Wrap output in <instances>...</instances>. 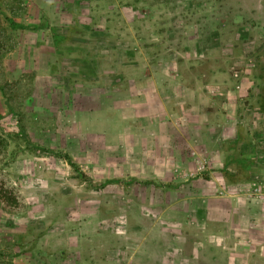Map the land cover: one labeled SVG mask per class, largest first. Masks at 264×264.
<instances>
[{
	"label": "rangeland",
	"instance_id": "1",
	"mask_svg": "<svg viewBox=\"0 0 264 264\" xmlns=\"http://www.w3.org/2000/svg\"><path fill=\"white\" fill-rule=\"evenodd\" d=\"M262 71L264 0H0V264H264Z\"/></svg>",
	"mask_w": 264,
	"mask_h": 264
},
{
	"label": "trees",
	"instance_id": "2",
	"mask_svg": "<svg viewBox=\"0 0 264 264\" xmlns=\"http://www.w3.org/2000/svg\"><path fill=\"white\" fill-rule=\"evenodd\" d=\"M132 4H134L135 6H138L137 2L133 1ZM9 23H10L11 27H14V28L35 29L38 26V25H33V24L27 25V24L19 23L13 19H9ZM81 32H83L82 27L71 26L69 28L68 34L58 38L56 42L62 43L63 41H65V42L71 41L73 34L81 33ZM259 75L264 79V71L260 72ZM259 110L261 112H264V90L260 93ZM67 159H69L71 162L70 156L67 155ZM71 164H73V163L71 162ZM118 182H121V181L118 180ZM18 206H19V200H18L17 194L15 193V190L12 187H10L3 178L0 177V209H2L3 211H6V212L14 213V212L18 211ZM33 233L35 234V238L31 242L32 245L30 246V248L31 249L35 248V246L38 243V239L40 237L41 232H39V233L34 232L33 228L31 229V227L28 230L21 232L17 235V241H19V243H17V244L21 245L20 247H23L26 236L28 234H33Z\"/></svg>",
	"mask_w": 264,
	"mask_h": 264
},
{
	"label": "crops",
	"instance_id": "3",
	"mask_svg": "<svg viewBox=\"0 0 264 264\" xmlns=\"http://www.w3.org/2000/svg\"><path fill=\"white\" fill-rule=\"evenodd\" d=\"M157 81H159V79H156L155 75H145L141 78L133 79V82L141 83V86H140L141 91L150 90V94L152 96L156 95V96H154L155 98L154 99L152 98V99L156 100L157 102H160L161 99L160 100L157 99V96L159 95V92H160ZM161 102H162V100H161ZM160 105H161V103H158V107Z\"/></svg>",
	"mask_w": 264,
	"mask_h": 264
},
{
	"label": "built area",
	"instance_id": "4",
	"mask_svg": "<svg viewBox=\"0 0 264 264\" xmlns=\"http://www.w3.org/2000/svg\"><path fill=\"white\" fill-rule=\"evenodd\" d=\"M239 87V86H238Z\"/></svg>",
	"mask_w": 264,
	"mask_h": 264
}]
</instances>
